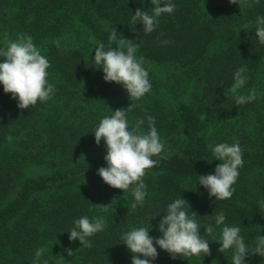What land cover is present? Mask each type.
<instances>
[{
	"label": "trees",
	"instance_id": "obj_1",
	"mask_svg": "<svg viewBox=\"0 0 264 264\" xmlns=\"http://www.w3.org/2000/svg\"><path fill=\"white\" fill-rule=\"evenodd\" d=\"M162 2L175 4L174 12L163 14L156 29L145 34L143 24L132 25L131 17L137 8L151 11L150 0H0V47L20 33L30 35L50 63L47 79L56 89L47 102L21 110L0 84V264H32L39 248L46 249L40 264H132L121 236L140 227L154 239L161 236L157 228L167 204L180 196L190 205H185L189 216L197 213L194 219L211 255L172 259L154 245L158 256L152 264H232V250L221 253L214 242L223 227L215 223L221 213L225 225L240 227L245 243L264 236L259 203L264 201V45L255 36L264 0L241 8L229 0H204L210 4L208 15L202 0ZM76 25L105 50L116 29L137 44V59L166 69L159 80L142 64L151 90L126 110L129 128L140 118L144 133L148 117L154 118L168 156L153 157L159 163L146 170L147 195L134 210L135 185L123 192L97 174L107 166V151L103 140L95 143L93 132L101 119L132 101L122 85L103 80L102 69L94 67L95 50L57 46L55 39ZM165 40L171 43L162 44ZM240 67L248 77L240 94L254 88L256 99L237 106L225 91ZM224 142H239L244 163L232 197L215 200L198 175L214 173L220 161L207 160L214 158L209 146ZM34 166L50 171L26 176ZM82 216L106 221L105 229L89 238L90 248L69 240L68 232ZM206 225L214 228L211 235L204 232ZM246 264H264V258L250 255Z\"/></svg>",
	"mask_w": 264,
	"mask_h": 264
},
{
	"label": "clouds",
	"instance_id": "obj_2",
	"mask_svg": "<svg viewBox=\"0 0 264 264\" xmlns=\"http://www.w3.org/2000/svg\"><path fill=\"white\" fill-rule=\"evenodd\" d=\"M151 11L137 8L131 17V24L138 22L143 24L145 34L152 33L159 24V18L163 14H171L175 10V4L162 2V0H150ZM230 4H239V7H251L252 3H259V0H229ZM255 36L261 45H264V16H258L255 21ZM249 25H245L247 28ZM116 29L109 35V47L105 50V45L97 42L95 47L94 67L102 69L103 80L105 82H115L126 89L129 99L132 101L126 109H116L113 115L105 116L100 120L94 132L95 143L99 145L104 141L107 154L104 156L106 167H100L97 174L103 182L112 188L127 191L130 186L135 185L132 195L134 202L131 208L142 206L147 195V185L143 181L146 170L155 167L160 159H167L165 145L160 140L158 131L154 126V118L148 117L149 131H141L144 120L138 118L135 124L129 128L126 118V110L133 106V102L141 99L151 90V83L148 79V72L142 66L143 57L137 59L138 46L132 40L120 37ZM117 42L113 48L111 45ZM57 46L58 45V42ZM162 44L171 43L168 40ZM0 84L3 85L5 93H10L13 99L18 101L17 107L21 110L34 108L38 102H47L55 94V86L48 82L47 69L50 67L48 59L43 56L33 42L30 35L20 33L15 40L6 39L5 46L0 47ZM245 67H240L234 73V82L225 91L226 97L231 95L235 105L240 106L252 102L256 99L255 89H251L248 95L240 94V89L245 85L248 77L244 75ZM205 119L204 116L200 117ZM11 140V137L8 138ZM211 148L213 159L218 160L214 173L198 175V182L208 192L209 197L215 200L230 199L235 191L232 187L238 177L239 168L243 166V153L239 142L234 144L218 143ZM187 190V189H185ZM264 209V201L259 202ZM188 202L180 198L167 204L166 212L158 223L157 230L161 236L153 238L149 235V229L145 227L133 228L121 236L122 243L132 253V264H152L157 256V247L170 254L172 259L178 256L190 258L193 256L211 255L208 241L200 235L201 225L194 219L197 214L192 211L191 217L185 210ZM106 210V209H105ZM155 218V217H153ZM152 218V219H153ZM217 226L223 225L218 240V251L225 253L232 250V264H246V257L259 255L264 258V236H257L255 241L249 245L245 243L241 236V229L237 226L224 224L223 213L215 218ZM106 227V221L97 217L90 220L87 216H82L74 221V227L68 232L69 240H79L81 246L90 248V237L101 232ZM204 232L211 235L214 228L211 225L203 227ZM45 248L36 250L32 264H40ZM68 255H72V250L67 249ZM143 256L144 258H141ZM48 264V261H43Z\"/></svg>",
	"mask_w": 264,
	"mask_h": 264
},
{
	"label": "rangeland",
	"instance_id": "obj_3",
	"mask_svg": "<svg viewBox=\"0 0 264 264\" xmlns=\"http://www.w3.org/2000/svg\"><path fill=\"white\" fill-rule=\"evenodd\" d=\"M201 5L204 6V8H202L203 12L208 15L210 13V4H205L204 0H202ZM74 27H76L77 29L72 28L69 33L58 36L55 39V43L58 42L63 51L70 49H80L85 52L95 50V47H97L96 40L92 37H85L84 34L79 33V26L76 25ZM143 64L146 65L147 68L156 75V78H158L159 80L164 79V75L166 72L164 66H160L149 60H143ZM49 171L50 170H48L46 167L34 166L30 167L27 170L26 176L46 174Z\"/></svg>",
	"mask_w": 264,
	"mask_h": 264
}]
</instances>
